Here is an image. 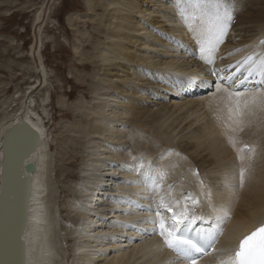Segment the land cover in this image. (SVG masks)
Listing matches in <instances>:
<instances>
[{"label":"bare ground","instance_id":"6f19581e","mask_svg":"<svg viewBox=\"0 0 264 264\" xmlns=\"http://www.w3.org/2000/svg\"><path fill=\"white\" fill-rule=\"evenodd\" d=\"M50 1L53 0L46 1L41 16L38 17L37 13L33 16L37 31L34 32L35 42L30 55L40 70L45 68L38 48L41 28L46 33H53L54 39L61 33L68 37L69 33L60 22L56 27L46 24L55 16L54 11H50ZM83 1L86 15L66 21L68 26H73L72 35L78 34L68 38L76 56L72 66L82 69H75V79L81 82H76V86L86 88L91 100L82 104L84 100L81 98L71 105L72 118L79 117V120L68 125L61 123L55 134L56 153L60 156L55 160L57 171L59 175L66 172L65 178L75 179L64 185L67 197L63 204L60 203L67 210L64 218L71 226L63 227L65 234L62 240L73 244L68 256L59 245L61 237L54 217V205L42 197L48 143L40 118L18 109L0 119V140L8 126L22 120L39 134V142L29 158L34 162L35 170L30 180L28 224L23 232L25 264L170 262L172 257L165 250L163 240L157 245L161 244L163 254H158L162 258L157 262L150 259L156 248H150L146 239L152 243L151 237L159 235L146 238L142 232L148 231L146 224L149 230L150 225H154L150 218L155 215L154 211L148 210L149 205L155 209V202L146 198L154 194L148 191L145 180L149 173L165 171L167 175L160 194L166 195L168 186L164 185L177 183L181 177L179 169L185 165L196 168L198 172L196 175L192 170V180L185 181L196 182L195 190L202 196L199 199L202 198V204H206L204 210L208 208L204 196L208 190L215 201L219 202L223 196L230 203V219L223 229L220 246H217L219 252L225 250L221 257L230 254L235 239L264 220V106L250 105L245 109L243 131L237 135V148H233L220 135L215 115L217 108L224 107L221 98L225 97V90L230 89L217 81V74L213 75L212 69L235 65V59H227L229 54L226 51L230 47L238 48L230 54L233 58L247 51L250 52L244 57L254 52L264 53V45L260 44L264 40V0H234L235 23L232 25L231 22L224 42L215 53L214 65L201 58L197 35L182 20V5L178 0ZM43 20L45 23L41 26ZM82 23L91 26L90 33L94 39L88 32V39L81 45L78 36L86 35L80 31L79 24ZM257 77L254 76L253 80ZM201 81L210 86H199ZM216 84L222 86L221 92L213 97ZM40 85L41 81L31 93ZM212 85L213 88L207 90ZM247 90L236 92L243 94L242 99L253 95L264 97L262 89ZM67 110H63V117H71L65 112ZM24 138L29 143V136ZM132 139L136 144L135 150L127 153ZM245 144L254 151L238 152L237 149ZM241 155L244 156L243 161L239 159ZM77 158H80L77 167L72 169ZM241 167L247 169L243 187L239 186ZM170 169L175 176L169 172ZM109 172H117V176ZM172 195H177L175 188ZM129 196L133 198H127ZM56 201L54 204H58ZM62 208L58 207L57 212H65ZM122 230L129 233L122 242L113 237L115 234L109 237L99 235L103 231L109 234ZM65 235L71 239H65ZM123 245L132 248L126 250ZM19 253L17 237L13 236L1 252L0 264H19L18 261L13 262V257L18 258ZM76 260L79 263H75Z\"/></svg>","mask_w":264,"mask_h":264},{"label":"rangeland","instance_id":"374dc122","mask_svg":"<svg viewBox=\"0 0 264 264\" xmlns=\"http://www.w3.org/2000/svg\"><path fill=\"white\" fill-rule=\"evenodd\" d=\"M46 1L48 2V0H0V119L1 117L13 113L18 109H20V111L27 110L31 115L38 116L40 118V124L42 127H44L45 138L48 143L45 148L46 156L45 168L43 169V172L44 178L46 176V181L45 185L41 189L44 191V196L42 197H45V201L50 203L52 206L54 205V209L56 210V215L54 214V217L57 220L58 231L61 237L59 245L63 247V252H65L68 256V254L71 253L69 249L71 247L72 241L62 240L65 234L63 227L65 226L66 228H69L71 226L69 223H67V219L64 218V215L67 214V210L64 208V205L62 206L61 204H63V201L66 200L67 197V191L64 193V185L75 181V179L65 178L66 172L59 175L57 171L55 160H59L60 156L58 155V157L56 153L58 150L57 144L55 143V134L56 131L58 132V126L61 125V123L62 125L63 123L68 125L79 120V117H76L78 119L74 118L75 120L72 118L73 112L71 109H69L71 105L76 104L81 98L84 100L82 104H85L86 102L89 103L91 100V95L86 93L88 92L86 88H78L76 86V82L81 83L75 79V74L77 75L76 70L81 71L82 69L72 66L76 61V56L72 50L73 44L68 38H73V36L78 34L72 35L73 32L71 29L73 26H68L66 21L70 18H73L74 16H83L84 14L86 15L87 9L84 7L83 0H53L54 4L53 1L49 2L50 11H54L55 16L47 20L46 24L49 23L48 25L56 27L57 24L60 25V22L69 33L68 37L67 35H63V33H61L56 39H54L55 35L53 33H46L43 31V28L40 27L42 31L39 32L38 35V48L40 50L39 57L43 64L45 63V68L40 70V68L35 67L33 62L34 59L31 60L33 57L30 55V51L33 42H35V37L33 38L34 32L37 31L35 27L36 20L34 17L36 13L38 17L42 15L45 10V4L47 3ZM138 2H140V0H138ZM141 2H143V0ZM31 21L34 22L32 23ZM44 23L45 21L43 20L41 26H43ZM234 23L235 19H233L232 25ZM80 25V31L83 30V32L86 34L83 37V34L78 36V43L82 45L84 41L88 39V35L90 34V36H92V34L90 33L91 26L88 27V23H82L79 24V26ZM56 32L57 30L54 33ZM154 32L157 33L155 30ZM92 38L94 39V35L91 37V39ZM87 49L88 48H85L84 50ZM236 49L238 48L230 47L226 53L230 55ZM249 52L250 51L243 52L237 58H233V56H227V59H235V61H238ZM73 69H76L75 72ZM40 81L41 85L38 87V89H36V91L31 93V91H33L38 86V84H40ZM120 101L123 102L124 99H120ZM63 110H67L65 112H67V114L69 113L71 117H63ZM128 146L129 148L127 149V153L128 151L130 152L131 149L135 150L134 148L136 144L133 139L130 143H128ZM78 159L80 160V158H77V160ZM79 160L75 162V166L72 164V166H74L72 169L77 167L76 163H78ZM183 167L184 168L179 169L180 171L178 175H181V177L178 179L180 180L177 183H174L175 185L173 188H175V194L180 197L181 195H186L191 190H194L196 192L192 193L193 195H196L199 198L202 197L200 196L201 194L199 195V193H197L198 191L195 190V185H197L196 182H190L192 180L190 178L192 175V170L193 174L198 175V172L194 169H191L190 166L185 165ZM172 171L173 169L169 170L170 173H172ZM112 174L117 176V172ZM172 176H175V174L172 173ZM185 179L190 181L186 182ZM174 181H176V179H174ZM168 185L169 184H165L164 186L167 187ZM96 193L99 195L104 194V192ZM127 198L131 199L133 197L129 196ZM54 200L59 201L58 204H54ZM200 204L201 206L198 207H206V204L203 205L202 202ZM58 207H63L62 209H65V212H63V210L57 212ZM60 225L62 228H60ZM113 234H115L113 237L117 238L121 242L123 241V238L129 236V233L124 230L109 232V234L103 231L99 235L109 237ZM66 238L71 239V237L65 235V239ZM151 239L152 243L150 239H146V243L150 244V248L154 249L153 247H155L156 249H154L155 252L150 256V259L151 262H157L162 258L161 254H163L162 251H160L161 244L159 247H157L159 241L162 239L159 237H151ZM125 248L126 250H129L132 247L124 246L123 249ZM75 263H79V261L76 260Z\"/></svg>","mask_w":264,"mask_h":264},{"label":"snow or ice","instance_id":"6c2138e0","mask_svg":"<svg viewBox=\"0 0 264 264\" xmlns=\"http://www.w3.org/2000/svg\"><path fill=\"white\" fill-rule=\"evenodd\" d=\"M178 3L182 5L180 7L182 20L197 35L201 58L206 63L214 65L215 53L224 42L234 19V0H178ZM260 44L264 45V40H261ZM233 67H235V72H231L227 79H232L236 73H240L243 80L257 75L264 80V53L254 52L237 61L235 65H228L229 69ZM218 71H224V69L213 68L212 74L216 75ZM188 83L192 84L191 79ZM199 86L210 85L201 81ZM221 87L220 84H216L213 97L221 92ZM225 92V97L221 98L224 107L217 108L215 115L220 135L233 148H237V135L243 131L245 109H248L250 105L264 106V97L253 95L242 99L243 94L240 92L233 93L228 90ZM16 134V129L7 131L9 140ZM245 149L254 151L246 144L237 150L243 152ZM133 159L137 158L133 157ZM239 159L243 161L244 156L241 155ZM246 172L247 169L244 167L239 170L240 187L244 186ZM166 175L167 173L161 170L149 173L145 180L148 191L154 194L146 197L155 202V209L151 205L148 206V210L155 213L150 218L151 223L155 225L152 232L158 233L163 244L177 253L178 259L183 258L188 261V264H199V258L208 255L209 249L216 251L214 245L230 219V203L223 196L219 198V202L215 201L211 191L208 190L205 191L204 196L210 212L208 214L197 213L195 208L201 203L198 196L189 192L177 198L172 195V185H168L166 195L160 194ZM201 184L203 185V181ZM189 202L192 208H189ZM165 213L170 215L166 216ZM197 222L202 224L208 222V230L200 231L195 227ZM218 264H264V224L240 239L238 247L230 254L220 257Z\"/></svg>","mask_w":264,"mask_h":264},{"label":"water","instance_id":"95a60500","mask_svg":"<svg viewBox=\"0 0 264 264\" xmlns=\"http://www.w3.org/2000/svg\"><path fill=\"white\" fill-rule=\"evenodd\" d=\"M12 129H16L17 134L9 140L7 131ZM25 136H29V143L25 141ZM38 142V132L24 120L8 126L1 135L0 255L13 236H16L21 264H25L23 232L28 224L30 180L31 173L35 170V164L29 158Z\"/></svg>","mask_w":264,"mask_h":264}]
</instances>
